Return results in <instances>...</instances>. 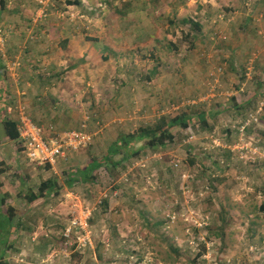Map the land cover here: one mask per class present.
Wrapping results in <instances>:
<instances>
[{
	"label": "rangeland",
	"instance_id": "374dc122",
	"mask_svg": "<svg viewBox=\"0 0 264 264\" xmlns=\"http://www.w3.org/2000/svg\"><path fill=\"white\" fill-rule=\"evenodd\" d=\"M59 1L64 9L53 0H8L0 13V54L16 87L9 114L16 120V106H25L45 128L80 129L91 140L54 170L29 164L21 147L17 157L1 152L0 212L12 225L3 260L264 264V0ZM128 1L132 9L122 14ZM66 34L76 48L93 45L85 60L93 75L61 68L60 60H75ZM154 64L161 68L150 74ZM45 67L62 72L56 91L67 92L53 117L30 112ZM167 89L163 100L151 95ZM200 111L205 123L175 128L167 146L132 157L115 176L99 168L93 184H66L73 158L101 155L118 133ZM30 169L31 177L19 172ZM42 178L55 182L56 193L28 201V187L37 192ZM88 204L91 245L77 251L63 231Z\"/></svg>",
	"mask_w": 264,
	"mask_h": 264
},
{
	"label": "trees",
	"instance_id": "16d2710c",
	"mask_svg": "<svg viewBox=\"0 0 264 264\" xmlns=\"http://www.w3.org/2000/svg\"><path fill=\"white\" fill-rule=\"evenodd\" d=\"M8 0H0V13L6 10ZM66 6L68 5H81V0H65L64 1ZM55 6L59 9H64V5L60 3L59 0H53ZM126 9L119 11L122 14H126L127 10L132 9V3L128 1L126 4ZM117 10V9H116ZM194 27H199L197 22L191 21ZM88 40H91V37H86ZM66 39H64L63 42ZM93 40H98L94 37ZM35 71L37 67H34ZM19 70V69H18ZM54 67L50 68L49 73L43 72V75L37 81L45 85V87H52L53 83L57 80H60V75L58 72H53ZM150 72L152 74L155 72ZM20 71V70H19ZM34 71V72H35ZM8 70L5 67V59L0 54V110L3 111L2 115L3 119H0V124H2V130L4 135L9 137L10 139H16L18 136L17 133V121L12 117L13 115L6 112L5 108L7 104H12L13 97L8 96L5 91L9 87V77H8ZM47 74V75H45ZM45 75V76H44ZM151 77V75L149 76ZM36 81V82H37ZM32 84L35 85V82L32 81ZM40 87L38 93L34 95L32 98V110L30 112H34L37 114V107L41 111H39L40 115L45 110V116L53 117L55 115L52 111H56L59 107L57 106V98L53 97L52 95L48 98L46 97H38L40 93ZM40 98V99H39ZM52 110V111H51ZM264 110V105H263ZM47 113V114H46ZM27 114L31 118V120L36 123L40 124L39 122L34 121V119L29 114L27 110ZM199 118H202V123L206 122V112L200 111L193 115H188L187 113H179L174 116H159L157 117L154 122L151 124H140L137 127L126 131L120 132L116 135V137L106 146L105 151L101 155H94V154H86L84 157L78 156L77 158H73V162L69 165V171L66 172L65 181L67 185H90L96 182L97 179V171L99 168H104L111 173L112 176L118 174L119 168H126L125 166L128 165V160L132 157L137 156L146 150H153L156 151L159 148H163L167 146L169 142L174 139L173 130L178 127H187L192 121H195ZM64 120H68V117L63 116ZM56 120V119H55ZM41 125V124H40ZM64 129V128H61ZM60 129V130H61ZM1 135V134H0ZM1 140V137H0ZM77 151V150H76ZM85 158V159H84ZM44 165L40 168H44ZM50 167V166H49ZM173 167V166H172ZM115 170L116 172H112ZM26 177L30 176L29 173H26ZM31 177V176H30ZM1 185V182H0ZM29 190L25 192L26 198L28 201H33L40 196L42 197L44 193H56V184L52 179L45 178L41 179L36 187V191L28 187ZM106 197H103V205L106 203ZM0 223L4 226V231L0 225V264H7L5 260H3L6 250H3L2 247L5 245L4 237L5 234H10L12 231L11 225V217L7 215V210L4 212H0ZM90 223V220H89ZM155 225L158 223H154ZM2 226V227H3ZM65 229V227H64ZM4 232V233H3ZM64 233V231H63Z\"/></svg>",
	"mask_w": 264,
	"mask_h": 264
},
{
	"label": "built area",
	"instance_id": "2783aa9c",
	"mask_svg": "<svg viewBox=\"0 0 264 264\" xmlns=\"http://www.w3.org/2000/svg\"><path fill=\"white\" fill-rule=\"evenodd\" d=\"M45 14L44 11L40 12V15ZM0 41H2L1 38ZM12 107V104H7L6 112L10 113ZM16 121L17 140L29 164L54 167L59 159H65L67 151L83 148L91 140V135L80 129L55 131L52 125L45 128L42 124L34 123L27 114L25 106H16ZM173 164L178 166V163ZM116 193L117 191H114V194ZM90 217L91 209L88 204L80 210L78 215L71 217L65 226L63 235L66 243L72 241L70 244L74 245L77 251H82L91 245Z\"/></svg>",
	"mask_w": 264,
	"mask_h": 264
},
{
	"label": "crops",
	"instance_id": "0c3cea01",
	"mask_svg": "<svg viewBox=\"0 0 264 264\" xmlns=\"http://www.w3.org/2000/svg\"><path fill=\"white\" fill-rule=\"evenodd\" d=\"M83 1L84 0H81V2H83ZM74 37L75 36H69V35L66 34L64 36V39L67 40L68 48H70V47L72 48L73 47V50L74 51H72V53H68V54H71L70 56H73L75 58V60H73L72 58H70L69 61H71V62H70L69 65H65L66 64L65 63L66 60L65 61L64 60H60V66H62L61 68L63 70L66 69V68H68L69 71H72V76H76L79 71H82V72H85L86 71L88 74H90L92 72V70H93V68H91V67H93V64L92 63H89V62H86L85 60L88 59V57H91L94 54V52L91 51V46L93 47V45H91V43H89V44L86 43L85 46H84V49H80L79 47L76 48L74 46L75 43H73ZM77 38H79V37H76L75 39H77ZM85 41H87V40H81V42H85ZM82 57H84V58L81 59ZM97 65H99V63ZM123 66L125 68V65H123ZM153 66H155V67H153L154 69L161 68V65L158 66V65L154 64ZM46 68L50 70L49 67H45L44 70H47ZM201 69H202V71L204 70L202 67H201ZM69 71L66 70L65 73L66 72H69ZM47 72H49V71L47 70ZM91 74L93 75V73H91ZM59 75H60V78L61 79L60 80H57L56 82H54L53 85H52V87H50V88L45 87V86L43 88H41L38 97H42L43 96L46 99V97L49 98L51 95H53V93H55V95H53V97H56L58 100H61V98L63 100H68L67 97H66V93H67L66 90H64V89L61 88V89H58V91H56V87L59 86L61 83H63L62 79L64 78L63 77L64 75L62 74V72ZM157 76H158V74L155 75V77H157ZM182 81H184V79H182ZM8 82H10L9 83V87L5 91V93L8 96H11L9 93L12 92L14 94L16 87H15L13 81H11V79H9ZM150 82H152V81H150ZM186 82H187V79H186ZM43 85H45V83ZM17 92H18V90H17ZM150 93H152V90H151ZM155 94H151V95H154L153 97H155L156 101H160V100L165 99L164 96H166V98H168V96L170 94L172 95V91H170V89H167L166 91L161 90V92H159V93L156 92ZM83 96L84 95H82V97ZM82 97H81V99H84ZM85 99H87V97ZM151 99H153V98H151ZM2 115H4L3 114V111L0 110V119H3L2 118L3 117ZM0 134L4 137V139L6 138V142H5V145L3 147H2V142H0V154H1L2 151H6L7 155H14V156L17 157V154H18V151H19V150L17 151V148L18 149L20 148L17 138L16 139H10L9 137H7V136L4 135L3 130H2V133L0 132ZM22 152L24 153L23 150H22ZM10 160H13V162H14L16 160V158H15V160H14V158H12ZM38 167H40V166H38ZM50 168L54 170L55 169V166L54 167H50ZM41 170H44V168H42ZM30 171H31V169L30 170H27V171H19V172H23V173H20V174H22V175L25 176L26 173H24V172H30ZM37 174H39V172H37ZM23 185L25 186V183H23Z\"/></svg>",
	"mask_w": 264,
	"mask_h": 264
}]
</instances>
